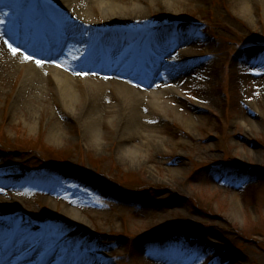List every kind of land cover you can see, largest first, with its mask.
<instances>
[{
	"label": "rangeland",
	"instance_id": "obj_1",
	"mask_svg": "<svg viewBox=\"0 0 264 264\" xmlns=\"http://www.w3.org/2000/svg\"><path fill=\"white\" fill-rule=\"evenodd\" d=\"M35 1L45 7L50 0ZM241 2L153 6L150 20L122 29L130 46L145 26L181 28L188 39L179 45L194 60L185 87L174 84L175 97L165 100L172 109L166 123H156L168 146L128 165L119 140L96 142L82 124L64 120V97L52 84L30 96L27 70L0 61V188L7 191L0 222L22 220L37 231L15 244L40 250L23 262L42 263L51 252L100 264H264V0H248L249 12ZM6 19L0 31L16 27L14 14ZM0 38V54L10 51L8 37ZM175 39L165 47L177 46ZM97 133L105 134L102 125ZM65 208L87 225L67 220Z\"/></svg>",
	"mask_w": 264,
	"mask_h": 264
},
{
	"label": "bare ground",
	"instance_id": "obj_2",
	"mask_svg": "<svg viewBox=\"0 0 264 264\" xmlns=\"http://www.w3.org/2000/svg\"><path fill=\"white\" fill-rule=\"evenodd\" d=\"M194 1L50 0L45 7H37L35 0H10L0 4V20L4 15L14 14L18 25L12 35L7 33L13 47L10 51L3 48V53L8 51L7 57L3 56L0 61L8 70L20 71L21 63L25 67L30 66L24 77L28 95L43 92L47 82L52 84L63 94L68 110H62L64 120L82 124L86 136H93L96 142L104 137L119 140L125 153L122 162L128 165V159L141 158L145 150L152 157L162 154L161 150L168 146L158 136L161 129L156 123H166L164 118L172 109L165 100L175 95L174 84L181 89L185 87V78L193 71L194 60L184 51L188 45L179 46L188 39L181 28L170 29L160 23L146 32L145 26L139 36L142 37L126 47L124 43L129 37L122 29L131 22L150 20L146 12L151 13L153 6L162 11H182ZM241 10L249 12L248 0H242ZM97 13H101L103 18H97ZM181 20L173 18L172 22L179 24ZM31 21H37V24L31 26ZM99 29H108V32L100 38ZM39 32L44 33L45 38L39 37ZM174 36L178 47H165ZM52 58L70 65L73 77L62 70L50 69L48 64L53 63ZM45 64L47 68H44ZM135 65H141L140 70L133 71ZM41 71L51 76H43ZM125 77L132 84L123 81ZM153 86L157 89L152 93L144 91ZM193 123L191 119L186 122ZM100 125L105 130L103 136L97 133ZM61 132L60 127L53 130L51 140L60 142ZM99 147L97 143L96 148ZM5 194L7 191L0 188V195ZM64 215L69 221L87 225L69 208L64 209ZM21 221L0 222V245H3L1 250L4 251L0 264H28L23 262L15 244L24 242L26 237L33 236L37 231ZM7 233L12 234V240L2 237ZM58 247L62 250L64 245L59 244ZM37 252L40 250L33 249L27 256L31 259ZM67 259H59L50 252L39 264H100L97 259L83 256L77 262Z\"/></svg>",
	"mask_w": 264,
	"mask_h": 264
},
{
	"label": "snow or ice",
	"instance_id": "obj_3",
	"mask_svg": "<svg viewBox=\"0 0 264 264\" xmlns=\"http://www.w3.org/2000/svg\"><path fill=\"white\" fill-rule=\"evenodd\" d=\"M13 51H16L15 49H13ZM37 63H41V61H37Z\"/></svg>",
	"mask_w": 264,
	"mask_h": 264
}]
</instances>
